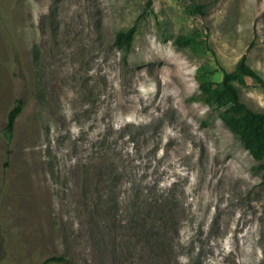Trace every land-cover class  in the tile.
<instances>
[{"label": "rangeland", "instance_id": "374dc122", "mask_svg": "<svg viewBox=\"0 0 264 264\" xmlns=\"http://www.w3.org/2000/svg\"><path fill=\"white\" fill-rule=\"evenodd\" d=\"M243 55L264 78V0H0V264H264L257 162L188 100ZM237 88L264 112V89ZM134 189L161 253L123 228Z\"/></svg>", "mask_w": 264, "mask_h": 264}, {"label": "trees", "instance_id": "16d2710c", "mask_svg": "<svg viewBox=\"0 0 264 264\" xmlns=\"http://www.w3.org/2000/svg\"><path fill=\"white\" fill-rule=\"evenodd\" d=\"M194 10L201 11L198 6H194ZM134 35L135 26L130 27L126 31H119L115 35L114 44L119 46L124 52H127L131 47ZM193 41L192 38L187 36H182L176 40L179 45L184 46ZM247 81L264 89V78L248 64L246 56L243 55L231 71L223 72L221 80L203 81L199 85L198 93L188 98V100L199 101L217 111L218 117L224 125L234 134L245 150L257 162L255 168L260 172L261 185L264 186V112L253 111L240 100L237 85L246 86ZM24 105V100L17 98L7 114L6 123L2 131L7 145L13 139L15 122L24 109ZM140 195V190L138 192L135 189L133 190L131 200H129L131 202L130 204H132L133 217L128 221L127 226L123 225V228L127 232L132 230V233L134 231L145 233L148 239L155 242L156 246L152 245V249L158 254L163 252L164 246H170V243L167 244L168 231L165 229L166 222L163 217L140 213L143 199L147 200ZM105 202L104 206L107 204V201ZM162 203L163 200L161 198H155L151 202H148L147 205L151 208V204L154 206H162ZM170 205L172 208H175V202H171ZM107 208L109 209V206ZM168 221L171 222V227H175L171 212ZM173 230L176 232V228H173ZM173 237H175L174 234H172L170 239H174ZM63 261H65L64 258L59 256L48 258L45 262L61 263Z\"/></svg>", "mask_w": 264, "mask_h": 264}]
</instances>
